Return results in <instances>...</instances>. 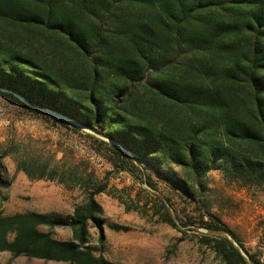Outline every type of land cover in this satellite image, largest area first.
Instances as JSON below:
<instances>
[{"label":"trees","instance_id":"obj_1","mask_svg":"<svg viewBox=\"0 0 264 264\" xmlns=\"http://www.w3.org/2000/svg\"><path fill=\"white\" fill-rule=\"evenodd\" d=\"M0 89L119 144L132 158L0 93L19 111L79 135L115 171L155 195L158 182L168 186L195 211L180 219L159 198L163 223L211 240L221 264H264L240 255L196 192L206 190L211 172L264 189V0H0ZM6 158L28 180L77 189L85 200L67 220L0 215V253L106 264L88 241L90 226L101 229L95 196L105 192L93 172L59 166L52 151L44 158L0 143V200L11 185ZM57 227L67 228L71 240L40 230Z\"/></svg>","mask_w":264,"mask_h":264},{"label":"rangeland","instance_id":"obj_2","mask_svg":"<svg viewBox=\"0 0 264 264\" xmlns=\"http://www.w3.org/2000/svg\"><path fill=\"white\" fill-rule=\"evenodd\" d=\"M0 143L21 145L28 153L46 157L55 152L54 163L83 174L93 172L105 192L95 196L102 221L101 229L90 226L89 246L106 264H221L205 239L196 230L181 232L163 223L159 198L166 199L171 211L184 220L195 211L179 199L168 186L158 182L157 195L146 190L129 175L115 171L103 158L91 151L79 135L68 134L35 119L0 98ZM11 185L2 191L0 215L33 212L67 220L75 206L85 200L77 189L68 190L55 182L30 181L16 170L11 158L3 160ZM206 190L197 192L201 205L225 225L230 235L248 255L264 263V189L243 188L227 182L219 172L205 178ZM197 213V212H195ZM117 225L126 230L114 231ZM59 241H70L65 227L40 229ZM213 239L215 234H205ZM102 238V242H100ZM0 264H67L47 262L0 253Z\"/></svg>","mask_w":264,"mask_h":264},{"label":"water","instance_id":"obj_3","mask_svg":"<svg viewBox=\"0 0 264 264\" xmlns=\"http://www.w3.org/2000/svg\"><path fill=\"white\" fill-rule=\"evenodd\" d=\"M0 93L1 94H4V95H8L10 97H12L13 99H15L18 103L26 106V107H30V108H33L34 110H36L38 113L40 114H43L47 117H50L52 119H55L57 121H60L70 127H73L77 130H79L80 132L86 134V135H89L99 141H102L104 143H107L109 144L110 146L114 147L116 150L120 151L121 153L125 154L126 156H128L129 158H132L131 154L129 152H127L125 149H123L119 144L115 143L114 141L106 138V137H103L101 135H99L98 133H96L94 130L92 129H89L77 122H75L74 120L64 116V115H61L55 111H52L50 109H47V108H39V107H32L24 98L10 92V91H6V90H1L0 89ZM143 187L150 191V192H153L148 186L144 185L143 184ZM198 232L202 233V234H208V230L206 229H203V228H198L197 229ZM225 237L232 243V245L238 250V252L240 253V255L245 259V260H249V256L247 254V252L240 246V244L235 241L230 235L226 234Z\"/></svg>","mask_w":264,"mask_h":264}]
</instances>
